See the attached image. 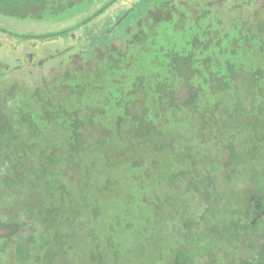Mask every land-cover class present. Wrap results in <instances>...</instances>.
I'll list each match as a JSON object with an SVG mask.
<instances>
[{
    "label": "trees",
    "instance_id": "trees-1",
    "mask_svg": "<svg viewBox=\"0 0 264 264\" xmlns=\"http://www.w3.org/2000/svg\"><path fill=\"white\" fill-rule=\"evenodd\" d=\"M121 1L0 0V264H264V0Z\"/></svg>",
    "mask_w": 264,
    "mask_h": 264
},
{
    "label": "rangeland",
    "instance_id": "rangeland-1",
    "mask_svg": "<svg viewBox=\"0 0 264 264\" xmlns=\"http://www.w3.org/2000/svg\"><path fill=\"white\" fill-rule=\"evenodd\" d=\"M139 1L140 0H122L119 4H117L116 6H114L109 12H107L104 17H108V16L114 17L118 13H121V10H124L126 8H130L133 4H135V3L139 2ZM149 4H151V3L147 2V5H149ZM144 9L145 8H142L141 9V14H142V11ZM104 17L98 19L96 21V24L97 23H99V24L102 23L103 22L102 19ZM3 24L6 25V27L9 28V29H17V27L19 29H21L19 26L16 27L15 24H12L11 22L10 23L4 22ZM54 29H55V27L54 28H51V29H48V28L47 29H43V28H39V27L36 28L35 27L34 31H36L39 34H43L45 32L53 31ZM72 37L75 38L76 37V34H74ZM34 43H36V42H34ZM52 44L53 43H43V44H40L39 43V47L48 48ZM30 48L33 49V50L38 49L37 46H36V48L33 47L32 42H21L19 40H16V39H13V38L9 37L6 34L0 33V50H1V54L3 53V57L9 63L22 65V63L19 62V60H22L21 55H22V53L25 50H29L30 51ZM30 68H32V65H30L29 67H25L24 70L25 71H29ZM40 73H41V70H40ZM103 185H104V182H102L101 187H103ZM14 192L15 191H9L8 192V193H10V196H7V197H9L10 199H9V203H8L7 206L11 205L12 203H15V205H16V203L20 201L16 197L17 194H15ZM143 195H144V193H143ZM7 197H6V199H8ZM21 200H23V202L20 201V206H24V204L26 203V201L23 198ZM197 204L198 203L196 202V205ZM205 204H207V203L198 204L197 205V209H198L197 211L203 212L205 210ZM178 209L180 210V205H179ZM169 210H170V213H176V210L173 209V208H171V207L169 208ZM6 259H7V257H6Z\"/></svg>",
    "mask_w": 264,
    "mask_h": 264
},
{
    "label": "bare ground",
    "instance_id": "bare-ground-1",
    "mask_svg": "<svg viewBox=\"0 0 264 264\" xmlns=\"http://www.w3.org/2000/svg\"><path fill=\"white\" fill-rule=\"evenodd\" d=\"M122 117V116H121ZM98 123V122H97ZM110 128V127H109ZM104 129V128H103ZM111 130V129H110ZM107 138V137H106ZM106 140V139H105ZM85 150V149H84ZM87 151V150H86ZM106 151V150H105ZM126 153V152H125ZM156 153V152H155ZM154 157V156H153ZM147 159V158H146ZM87 160V159H86ZM165 163V162H164ZM141 164V163H140ZM168 164H170V163H168ZM171 165V164H170ZM182 167V166H181ZM181 169V168H180ZM187 169V168H186ZM199 170V169H198ZM172 173V172H171ZM161 182V181H160ZM258 184V183H257ZM179 191V190H178ZM199 194V193H198ZM198 210V209H197ZM208 212V211H207ZM226 212V211H225ZM252 257H253V255H252Z\"/></svg>",
    "mask_w": 264,
    "mask_h": 264
},
{
    "label": "flooded vegetation",
    "instance_id": "flooded-vegetation-1",
    "mask_svg": "<svg viewBox=\"0 0 264 264\" xmlns=\"http://www.w3.org/2000/svg\"><path fill=\"white\" fill-rule=\"evenodd\" d=\"M31 60H32V58H33V56L32 55H30V57H29ZM33 61V60H32Z\"/></svg>",
    "mask_w": 264,
    "mask_h": 264
}]
</instances>
